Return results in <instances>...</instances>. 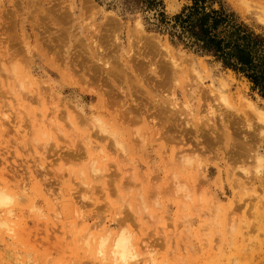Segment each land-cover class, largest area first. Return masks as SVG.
Instances as JSON below:
<instances>
[{"label": "rangeland", "instance_id": "rangeland-1", "mask_svg": "<svg viewBox=\"0 0 264 264\" xmlns=\"http://www.w3.org/2000/svg\"><path fill=\"white\" fill-rule=\"evenodd\" d=\"M226 1L264 33V0ZM154 23L0 0V264H264V100Z\"/></svg>", "mask_w": 264, "mask_h": 264}, {"label": "trees", "instance_id": "trees-1", "mask_svg": "<svg viewBox=\"0 0 264 264\" xmlns=\"http://www.w3.org/2000/svg\"><path fill=\"white\" fill-rule=\"evenodd\" d=\"M128 10L151 12L155 27L173 44L211 56L225 69L243 76L264 100V33L255 31L226 0H189L168 17L163 0H124Z\"/></svg>", "mask_w": 264, "mask_h": 264}, {"label": "clouds", "instance_id": "clouds-1", "mask_svg": "<svg viewBox=\"0 0 264 264\" xmlns=\"http://www.w3.org/2000/svg\"><path fill=\"white\" fill-rule=\"evenodd\" d=\"M182 159L188 165H192L196 162L192 156H186V157H183ZM15 202L16 201H15L14 197L10 193L0 189V209H8L9 210V212H8L9 216H11L10 209L15 204ZM8 227H9V225L5 221L0 220V229H6ZM128 242L131 243L130 238H129Z\"/></svg>", "mask_w": 264, "mask_h": 264}, {"label": "bare ground", "instance_id": "bare-ground-1", "mask_svg": "<svg viewBox=\"0 0 264 264\" xmlns=\"http://www.w3.org/2000/svg\"><path fill=\"white\" fill-rule=\"evenodd\" d=\"M124 239H120L116 244V251H118L119 253H123L124 252V247H125V244L123 242Z\"/></svg>", "mask_w": 264, "mask_h": 264}]
</instances>
